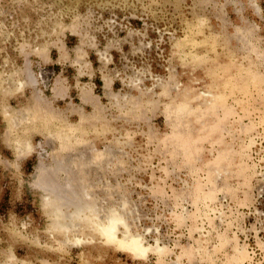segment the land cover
I'll list each match as a JSON object with an SVG mask.
<instances>
[{
    "label": "rangeland",
    "instance_id": "rangeland-1",
    "mask_svg": "<svg viewBox=\"0 0 264 264\" xmlns=\"http://www.w3.org/2000/svg\"><path fill=\"white\" fill-rule=\"evenodd\" d=\"M0 264H264V0H0Z\"/></svg>",
    "mask_w": 264,
    "mask_h": 264
},
{
    "label": "bare ground",
    "instance_id": "bare-ground-1",
    "mask_svg": "<svg viewBox=\"0 0 264 264\" xmlns=\"http://www.w3.org/2000/svg\"><path fill=\"white\" fill-rule=\"evenodd\" d=\"M119 222L120 219L118 217H112L108 225L104 226L98 224V227L108 242L124 245L129 248L134 255L145 254L149 247L143 244V240L139 235H129L127 237L128 234H125L123 238L117 236L116 230Z\"/></svg>",
    "mask_w": 264,
    "mask_h": 264
}]
</instances>
